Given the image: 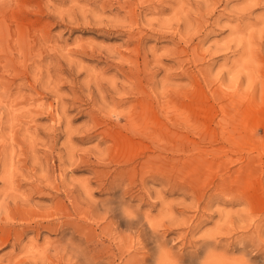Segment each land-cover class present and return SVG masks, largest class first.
Instances as JSON below:
<instances>
[{
  "label": "rangeland",
  "instance_id": "374dc122",
  "mask_svg": "<svg viewBox=\"0 0 264 264\" xmlns=\"http://www.w3.org/2000/svg\"><path fill=\"white\" fill-rule=\"evenodd\" d=\"M0 264H264V0H0Z\"/></svg>",
  "mask_w": 264,
  "mask_h": 264
}]
</instances>
